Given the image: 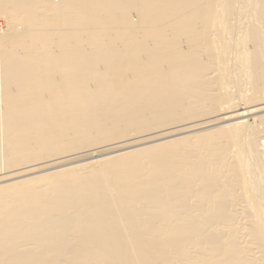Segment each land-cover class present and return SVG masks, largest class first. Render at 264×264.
I'll use <instances>...</instances> for the list:
<instances>
[{
    "label": "bare ground",
    "instance_id": "obj_1",
    "mask_svg": "<svg viewBox=\"0 0 264 264\" xmlns=\"http://www.w3.org/2000/svg\"><path fill=\"white\" fill-rule=\"evenodd\" d=\"M0 264H264V0H0Z\"/></svg>",
    "mask_w": 264,
    "mask_h": 264
},
{
    "label": "rangeland",
    "instance_id": "obj_2",
    "mask_svg": "<svg viewBox=\"0 0 264 264\" xmlns=\"http://www.w3.org/2000/svg\"><path fill=\"white\" fill-rule=\"evenodd\" d=\"M135 17H136V16H135ZM2 20H3V19H2ZM20 34H21L22 36H26V35H27V32H26V30L22 29L21 32H20ZM106 155H111V154H102V155H100V156H96V158H101V157H104V156H106ZM94 158H95V157H93L92 160H93ZM96 158H95V159H96ZM86 160H87V161H90L91 158H87V159H85V160L82 159V160H80V162L77 161V162H75V163H76V164H77V163H81V162H84V161H86ZM75 163H71V164H69V165L71 166V165H74ZM69 165L66 164V166H63V167H67V166H69ZM63 167H60V168H63ZM45 172H48V171H45ZM45 172H44V173H45Z\"/></svg>",
    "mask_w": 264,
    "mask_h": 264
}]
</instances>
